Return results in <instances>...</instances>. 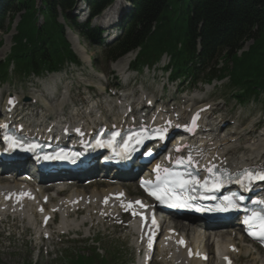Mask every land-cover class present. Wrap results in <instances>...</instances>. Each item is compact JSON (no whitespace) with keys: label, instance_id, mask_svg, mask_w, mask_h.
Returning a JSON list of instances; mask_svg holds the SVG:
<instances>
[{"label":"trees","instance_id":"obj_1","mask_svg":"<svg viewBox=\"0 0 264 264\" xmlns=\"http://www.w3.org/2000/svg\"><path fill=\"white\" fill-rule=\"evenodd\" d=\"M5 1L3 11L8 13L9 24L13 16L21 12L13 52L16 61L27 69L42 66L54 69L71 58L63 25L57 17L60 13L65 22L73 26L74 21L66 10L75 0H41L39 5L37 0ZM107 1L111 0H96L92 4L99 10ZM129 1L133 6L132 24L119 44L123 49L142 43L154 23L153 38L156 41H150L158 52L162 47L175 51V41L181 39L184 42L176 54L191 59L194 40L199 37L203 50L197 56L199 62L216 56L225 60L224 72L221 70L219 76L230 72L232 79L240 84L243 81L252 87L264 84V0ZM4 22L5 17L1 19L0 28ZM248 40H252L249 50L237 57L235 51ZM173 56L175 59V54ZM229 62L232 68L228 67ZM78 263L90 264V261L82 258Z\"/></svg>","mask_w":264,"mask_h":264},{"label":"bare ground","instance_id":"obj_2","mask_svg":"<svg viewBox=\"0 0 264 264\" xmlns=\"http://www.w3.org/2000/svg\"><path fill=\"white\" fill-rule=\"evenodd\" d=\"M117 9V4L111 6L110 8H108L103 16L101 17V21H105L107 19L110 18V16L112 15V12H115ZM109 17V18H108ZM130 54L125 55L123 58H120L116 61V63L114 64L115 67L117 68L116 70H118L119 74H123L122 71L125 68V66L128 65L129 60H130ZM61 76V74H60ZM59 78V73H55V74H51L48 75L46 80V87L50 88L49 82H54L55 80H57ZM52 84V83H51ZM62 97H66V95H62ZM35 102V96H31L28 100V103H25L24 105L27 104H31ZM53 103V102H52ZM218 106L217 103H215L214 108H209L203 111V113L205 114L204 116V124H205V128H207L208 126H210V119L211 116L213 117V115H209V112L212 111H216L218 108H216ZM62 107L59 106L58 109H56V111L58 113L63 112V109H61ZM186 108L182 110H178L177 111V118L182 115V113L184 112ZM36 113L37 109H33L31 110V112ZM106 112H109V110H105ZM119 113L117 114H122L123 113V108L119 107L118 108ZM94 116H90L87 119H82L79 116H72L70 115L69 117H67L68 120H70L71 122H83L86 124H91L93 122H95L96 118L98 115H100V113L97 114H93ZM35 117H29L27 118V121L25 120V122H29V124H34L35 126L40 125V123L42 121L40 120H35ZM56 122H58V120H56ZM203 136L206 137V132L203 133ZM207 138V137H206ZM207 140H213L214 141V145L218 146L219 150L224 153V151L222 149L226 148V141L224 140L223 137L217 136V137H213L211 139ZM259 142V150L257 152H255L254 154V161L256 162H264V148H262V145L264 144V135L258 140ZM205 144H209V142H206ZM248 145H252L251 143H248ZM257 144H254V146H256ZM253 147V145L251 146ZM256 151V150H255ZM225 157L227 158L228 162L231 164L233 163V159L229 158L225 153H224ZM18 181H20L21 179L24 178H17ZM5 187H0V212L1 211H5L6 209H13L15 212H18V216H21V218H26L27 222L26 225L27 226H31L32 225V221H33V214H36V212L38 211V207L41 205V198L43 197L42 194H39L38 192L35 193V195L27 193V194H22V193H17L18 191H14V190H5ZM73 192H75L76 194H70L69 196L61 199L59 202H54L55 207L61 211V216L59 218V222H58V231H62V230H76L78 229L80 226H86V223H89L91 225L93 224H102L104 221V217L103 214L107 213V214H112L115 211V206L113 204L109 205V207L105 208V210L102 208L98 209V200H96V194H99L100 196H103L104 193L106 194V190H101V191H97L96 189L91 190L90 193H86L83 194L81 191H76L74 190ZM80 209H83L85 212L83 213L81 219L79 221H74L72 217L68 216L65 217L64 216V210L66 208H75L77 207ZM99 206H101L99 204ZM49 207V206H48ZM54 207V208H55ZM48 209V208H47ZM116 212V211H115ZM34 216V215H33ZM174 227L179 229L180 231H182L183 233H186L187 231H190V235L191 237V243L197 247H199L200 249H204L206 252L208 253H212V259H211V264H217V258L214 257V254H219L220 250L224 251L226 244L230 242V237H229V232H227L226 230H206V229H195V225L192 223H177V221L173 222ZM38 230L36 229V232ZM212 240V241H211ZM219 252H216L218 251ZM227 252V250L225 251ZM248 252V251H247ZM239 253V252H237ZM233 254V253H232ZM231 254V255H232ZM165 255V254H164ZM233 257L235 258L236 255L233 254ZM179 257H177L175 260H177ZM136 264H142V262H140V259L137 261ZM181 264H188L185 263L183 260L181 261ZM206 264H210V261L208 260V262ZM250 264H256L254 261L250 262Z\"/></svg>","mask_w":264,"mask_h":264},{"label":"rangeland","instance_id":"obj_3","mask_svg":"<svg viewBox=\"0 0 264 264\" xmlns=\"http://www.w3.org/2000/svg\"><path fill=\"white\" fill-rule=\"evenodd\" d=\"M113 13L114 12H112V14ZM17 20L18 18L14 20L13 27L11 28V30L7 34L2 36L4 44L0 48V60H3V58L6 57V55L9 53V49L11 46V37L15 34L14 26ZM0 37H1V34H0ZM84 46L86 48L88 55H90L91 57H96L98 55V53H96L95 48L89 47L88 43L85 42ZM163 61L167 62V58H165L164 55L162 56V59L160 60V62L157 65L155 64V66L156 67L161 66ZM64 70L66 71V77H68L69 81L72 83V87L75 89V91H77L78 88L82 86V82L80 81V79H82L81 76L86 75V74L83 72V70H76L75 68H72L71 66L66 67V69ZM61 76L59 73V78L57 80H59ZM12 79L13 80L11 84L1 85L2 86L1 91L5 93L6 92H16L19 94L20 97H23L26 95L29 96L32 93L39 94V92H41V86H40L39 79H33L32 77L30 78L25 77L22 80L21 76H17L15 74H13ZM23 82H26V83L24 85L20 84ZM54 82H51V83H54ZM51 83L49 82V85ZM167 94H169V92H167ZM215 99L221 100L220 96L216 97ZM226 107H230V105ZM259 107L261 109V105ZM257 113H258V109L256 110L254 114H257ZM261 113L264 116V110L261 111ZM11 230H13V233H14V236L11 239H6L4 235L0 236V264H33L32 263L33 259L29 254L31 247H28L26 242H24L23 239L18 237L19 232H17L14 229H11ZM92 232H93L92 236L95 237L94 246L98 247L99 253H101L104 256L103 258L106 259V258H109V256H115V259H111L110 263L108 264H127L129 261L130 262L128 264H130L131 262L135 260L134 251L128 248V246L131 245L130 239L126 240V242L123 240H120L124 237V234H121L119 230L116 231V230L108 229L102 232V228L99 226V227H94L92 229ZM187 235H189V237L191 236L190 231L187 233ZM74 237L82 238V235H80V233L78 235L71 234L70 238H74ZM90 241L91 240L85 241V242H88L86 246V248H88L87 251L96 249L92 247V245L90 244ZM107 251L112 252L111 255H108ZM43 257L44 258L38 264H54L57 261V259L55 260L52 259V261H47L46 259L48 257H45V256Z\"/></svg>","mask_w":264,"mask_h":264},{"label":"snow or ice","instance_id":"obj_4","mask_svg":"<svg viewBox=\"0 0 264 264\" xmlns=\"http://www.w3.org/2000/svg\"><path fill=\"white\" fill-rule=\"evenodd\" d=\"M9 103L11 104V103H13V101L10 100ZM197 118H198V116H197ZM158 169H159V165L157 166V170H158ZM246 176H247V178L250 179V180H251V179H260V180H264V172L259 173V174H256V175H253V174H250V173H249V174H246ZM196 182H197V181H195V179H193L192 183H196ZM148 183H150V182H148ZM186 183H187V181H181V182H180V187H183L184 184H186ZM142 186H143V184H142ZM149 194L155 196L157 200H161V201H163V196L158 195L156 192H150ZM136 203H141V202L136 201ZM170 206H172V207H179V206H181V205H179V204H175V203H174V204H172V205H170ZM220 210L223 211V210H226V209H220ZM153 222L155 223V221H153ZM245 223L247 224L248 221H245ZM250 234L254 235V238L260 239L261 242L264 243V220H262V222H261V224H260V227H259V235H256L255 233H250ZM180 243H183V241H181Z\"/></svg>","mask_w":264,"mask_h":264}]
</instances>
